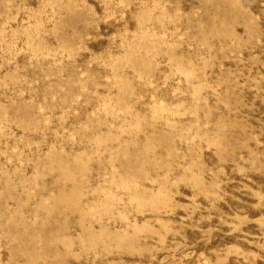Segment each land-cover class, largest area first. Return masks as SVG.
<instances>
[{
  "label": "rangeland",
  "instance_id": "1",
  "mask_svg": "<svg viewBox=\"0 0 264 264\" xmlns=\"http://www.w3.org/2000/svg\"><path fill=\"white\" fill-rule=\"evenodd\" d=\"M0 264H264V0H0Z\"/></svg>",
  "mask_w": 264,
  "mask_h": 264
}]
</instances>
